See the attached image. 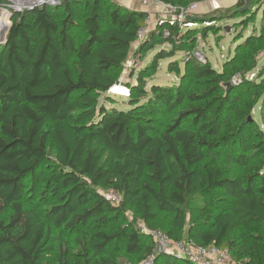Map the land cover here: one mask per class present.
Segmentation results:
<instances>
[{
  "label": "trees",
  "instance_id": "16d2710c",
  "mask_svg": "<svg viewBox=\"0 0 264 264\" xmlns=\"http://www.w3.org/2000/svg\"><path fill=\"white\" fill-rule=\"evenodd\" d=\"M158 1L187 7L197 0ZM241 12L238 24L249 26V11ZM148 17L112 0H63L12 13L9 29L7 21L0 47V264H44L50 252H57L55 264H141L151 257L153 264H193L155 253V239L127 220L129 209L175 241L264 264V131L249 118L264 86L248 81L225 89L231 75L257 68L264 27L220 72L187 50L191 38L178 24L162 21L138 41ZM214 17L196 33L209 35ZM157 48L131 88L148 100L142 114L101 104L105 96L113 102L108 94L130 57ZM177 54L186 55L194 86L187 93L159 84L146 90L159 62ZM247 92L254 98L242 102L239 94ZM161 108L173 117L158 129ZM111 190L121 193L120 205L106 200ZM54 230L76 235L77 251L61 237L54 249Z\"/></svg>",
  "mask_w": 264,
  "mask_h": 264
},
{
  "label": "rangeland",
  "instance_id": "374dc122",
  "mask_svg": "<svg viewBox=\"0 0 264 264\" xmlns=\"http://www.w3.org/2000/svg\"><path fill=\"white\" fill-rule=\"evenodd\" d=\"M62 1L63 0H56L51 6L57 7L61 5ZM112 1L122 5L119 0ZM195 3L198 5V7L188 15V18L192 20L194 26L188 27L185 25L187 18L181 20L180 24V22L175 21L173 17L169 16L166 10L157 8L158 10L155 12L156 19L163 18L155 24V27L151 28V31L156 30L162 21H170L178 24L180 26V31L188 32L189 37L191 38L192 43L187 48V50L195 51L199 49L205 54L207 63H210L212 68H214L216 71L221 72L223 71V67L227 62H232L237 58L240 59V54L245 53L244 50L240 52V46L247 38L254 34L256 36L261 34L264 24L262 21L263 10L260 11V9H264V0H197L191 4ZM1 4H4L3 0H1L0 5ZM189 5H187V7ZM244 9L249 11L247 12V16H251L253 21L249 24V26L241 27L238 24L241 21L239 17L242 14L241 11ZM258 11L260 12L256 15ZM2 15H6L5 17L8 16L5 21V26L2 28L3 31H1V34L4 37L7 35L8 29L12 26V15L0 9V16ZM211 16H215V21L210 24L212 25L210 26L212 31L209 33V35L205 37L203 35L197 34L196 29H198V27L204 25L205 27H208L207 25H209L210 22L207 24V21L209 20H206L205 18ZM8 20L11 24L7 29L6 23ZM163 48L170 49V46L169 44H165ZM135 50L136 49L134 47V51ZM159 51V48H157L154 51H150L149 53L145 54L143 57H134V55H132L124 66L122 77L118 85L119 90H113L108 94V97L112 98L113 102H111L112 100H108V98H106L107 96H105V98L101 99V104L106 105V107H114L120 111H135V115H141L142 109L139 108H141L142 105H144L148 100H142V98L139 96L133 95L131 88L133 85L137 84V73L150 64L153 61L156 53ZM185 60V54H177L172 59L161 60L159 62L160 69L158 73L155 76L146 79V90H149L154 84H159L169 86L171 88H179L181 91L187 93L192 88V86H194V80L186 68ZM257 63V68L253 71L257 74V78L252 83L264 86V75H262V71L264 69V57L261 56V54L257 57ZM238 75L242 74L238 73L231 75L229 77L228 83L231 84V81ZM235 87L239 86H233L230 91H232ZM225 89L227 91L226 87ZM127 91H129V93ZM149 95L152 96L151 92H149ZM239 95L242 99V102L247 101L248 99L253 100L254 98V92H251V95L248 94V92L247 94L240 93ZM172 117L173 114L170 111H168L166 108H161L160 112H158L156 115V127L158 129L165 128L167 125H169L170 119ZM250 117H252V120L256 121L260 128L264 131V95L254 107ZM230 151L231 150L228 148L222 152V155H227ZM36 203L37 200H33L32 204L34 205ZM126 216L129 222L135 221L137 227L144 225L143 222L138 219L137 213L134 209H129ZM75 236L76 235H68L62 231L54 230L52 236L54 249L58 248V238L61 237L70 251H77L75 242L73 240ZM56 253L57 252L48 253L46 255L44 264H55V259L57 257ZM122 264L130 263L123 261ZM141 264H146V262Z\"/></svg>",
  "mask_w": 264,
  "mask_h": 264
},
{
  "label": "built area",
  "instance_id": "2783aa9c",
  "mask_svg": "<svg viewBox=\"0 0 264 264\" xmlns=\"http://www.w3.org/2000/svg\"><path fill=\"white\" fill-rule=\"evenodd\" d=\"M4 4L0 5V9L4 12L16 13L17 11H27L35 8L43 7L46 5H53L56 0H3ZM143 7H156L166 10L167 14L175 21L180 22L184 18H187L185 25L192 27L193 22L188 18V15L193 12L198 5L191 4L188 7H175L170 4L162 3L158 0H139ZM163 18V17H162ZM162 18L156 19V15L149 14L146 20L145 26L138 34V41L143 40L148 36L152 27L160 21ZM172 19V20H173ZM189 19V20H188ZM157 20V21H156ZM174 23V22H172ZM170 32L166 31L165 36H168ZM193 55L202 63H207V58L203 52L199 49L193 51ZM264 57V52L261 53ZM257 78V74L254 72L248 73L244 76L238 75L232 81L233 86H240L245 82H253ZM119 90V87H115L113 90ZM112 90V91H113ZM129 93V91H127ZM107 201L114 205H120L122 202V195L116 190H111L105 194ZM139 231L152 236L155 239L154 252L157 254H169L175 255L186 261H190L193 264H240L236 262L228 249H220L216 246L204 247L188 241H175L171 239L167 234L161 231L148 229L145 225L138 227ZM153 258H149L146 264H153Z\"/></svg>",
  "mask_w": 264,
  "mask_h": 264
},
{
  "label": "crops",
  "instance_id": "0c3cea01",
  "mask_svg": "<svg viewBox=\"0 0 264 264\" xmlns=\"http://www.w3.org/2000/svg\"><path fill=\"white\" fill-rule=\"evenodd\" d=\"M123 6L128 9L147 12L151 15H156L155 12L159 9L156 7H143L139 0H119Z\"/></svg>",
  "mask_w": 264,
  "mask_h": 264
},
{
  "label": "water",
  "instance_id": "95a60500",
  "mask_svg": "<svg viewBox=\"0 0 264 264\" xmlns=\"http://www.w3.org/2000/svg\"><path fill=\"white\" fill-rule=\"evenodd\" d=\"M33 10V9H32ZM17 14H21V13H23V12H21V11H17L16 12ZM6 44V41H5V36L3 37V35H0V47L2 46V45H5ZM225 87L227 88V91H230L232 88H233V86L230 84V83H226L225 84ZM250 121H252V117H250Z\"/></svg>",
  "mask_w": 264,
  "mask_h": 264
},
{
  "label": "bare ground",
  "instance_id": "6f19581e",
  "mask_svg": "<svg viewBox=\"0 0 264 264\" xmlns=\"http://www.w3.org/2000/svg\"><path fill=\"white\" fill-rule=\"evenodd\" d=\"M5 16L6 15L0 16V35H2L1 31H3L2 28L5 26V21H6V18L8 17V16L7 17H5Z\"/></svg>",
  "mask_w": 264,
  "mask_h": 264
}]
</instances>
